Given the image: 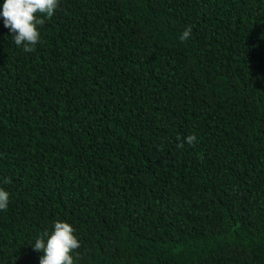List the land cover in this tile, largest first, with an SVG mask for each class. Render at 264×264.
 I'll use <instances>...</instances> for the list:
<instances>
[{
	"label": "trees",
	"instance_id": "trees-1",
	"mask_svg": "<svg viewBox=\"0 0 264 264\" xmlns=\"http://www.w3.org/2000/svg\"><path fill=\"white\" fill-rule=\"evenodd\" d=\"M39 30L0 19V264L57 220L76 264H264V0H60Z\"/></svg>",
	"mask_w": 264,
	"mask_h": 264
},
{
	"label": "clouds",
	"instance_id": "clouds-1",
	"mask_svg": "<svg viewBox=\"0 0 264 264\" xmlns=\"http://www.w3.org/2000/svg\"><path fill=\"white\" fill-rule=\"evenodd\" d=\"M60 0H3L0 3V19L8 28L11 42L24 52L31 53L40 42V27L45 19H50L56 12ZM192 29L186 27L180 36L187 41ZM195 135L187 136L185 143L191 145L196 141ZM10 193L0 187V212L9 207ZM31 248L42 255L39 264H76L75 250L81 247L74 227L66 221H55L52 230L45 231L35 238Z\"/></svg>",
	"mask_w": 264,
	"mask_h": 264
}]
</instances>
